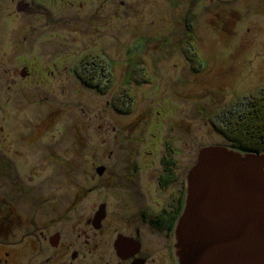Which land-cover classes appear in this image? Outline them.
<instances>
[{"label": "rangeland", "instance_id": "rangeland-1", "mask_svg": "<svg viewBox=\"0 0 264 264\" xmlns=\"http://www.w3.org/2000/svg\"><path fill=\"white\" fill-rule=\"evenodd\" d=\"M153 1L119 6L111 25L90 28L78 5L0 0V152L23 173L36 172L35 183H53L55 198L75 205L70 218L128 198L118 185L133 178L143 190L155 187L165 155L177 164L180 187L202 147H233L213 115L264 87V0H176L174 12L175 0ZM33 25L45 33L25 39ZM185 46L202 62L193 64ZM96 48L111 70L104 89L85 86L72 70ZM68 52L61 72L42 74L35 56L49 71L52 58ZM22 62L38 73L21 77ZM126 85L134 97L128 112L116 100Z\"/></svg>", "mask_w": 264, "mask_h": 264}, {"label": "flooded vegetation", "instance_id": "flooded-vegetation-1", "mask_svg": "<svg viewBox=\"0 0 264 264\" xmlns=\"http://www.w3.org/2000/svg\"><path fill=\"white\" fill-rule=\"evenodd\" d=\"M34 1L46 8L78 5L85 12L80 13V19L83 14L82 19L90 28H95L97 23L101 24L100 28L111 25V20L119 18V6L128 4L134 7V4L142 2L65 0L61 4L46 5L40 0ZM155 2L157 4L154 0L152 5ZM177 3L175 0L173 6H169L172 12L178 9ZM23 9L27 11L29 5ZM192 23L186 22L183 25L190 28ZM173 25L178 26V19ZM29 29L25 39L43 32L42 28L34 25ZM70 58L69 52L55 55L52 58L53 67L48 65L49 72L42 59L35 56L42 74L45 72L46 75L54 74L55 69L61 72L60 68ZM88 58L91 59L88 61L90 64L108 60L99 48L85 53L72 67L74 74L81 80L83 76L78 67ZM23 64L22 71L17 73L24 79L30 78L32 73H38L31 64ZM5 72L6 69L2 74L6 75ZM82 84L90 88L98 87L84 82ZM126 86L131 89V86ZM104 173L105 168L101 174H97L101 177ZM156 173L155 187L143 190L133 178L132 182L118 185L127 187L126 196L129 199L120 195L113 205L103 200L91 214L83 211L70 218L68 214L75 212L72 209L75 205L64 204V199H56L53 183H35L36 172L30 170L23 173L7 160L5 151H1L0 264H178L176 224L185 199L186 182L178 187L177 164L167 155L162 157ZM132 175L137 177L136 174ZM127 180H130L129 175Z\"/></svg>", "mask_w": 264, "mask_h": 264}, {"label": "water", "instance_id": "water-1", "mask_svg": "<svg viewBox=\"0 0 264 264\" xmlns=\"http://www.w3.org/2000/svg\"><path fill=\"white\" fill-rule=\"evenodd\" d=\"M176 240L178 264H264V151L199 150Z\"/></svg>", "mask_w": 264, "mask_h": 264}, {"label": "trees", "instance_id": "trees-1", "mask_svg": "<svg viewBox=\"0 0 264 264\" xmlns=\"http://www.w3.org/2000/svg\"><path fill=\"white\" fill-rule=\"evenodd\" d=\"M190 46L193 47V44ZM184 49L187 50L188 59H190L193 64L202 62L195 48L192 50L188 46H185ZM90 58L79 64L78 68L83 76L82 81L86 85H96L98 88L104 89L102 88L104 86L102 81H104L106 84L105 86H107L112 78L109 63L107 60H102L90 64L88 62L91 60ZM194 67L196 69L199 68L197 65ZM137 80L140 81V78H137ZM116 100L120 105L127 104L123 109L125 112H128L131 110L134 97L131 90L125 86V88L121 89L117 94ZM118 109L120 111V108ZM212 122L215 128L234 148L241 151L263 152L264 87H259L253 91L242 94L228 104L220 107L219 111L213 115Z\"/></svg>", "mask_w": 264, "mask_h": 264}]
</instances>
